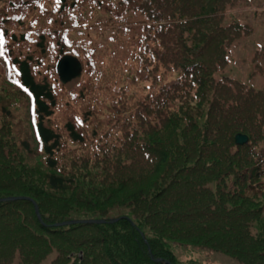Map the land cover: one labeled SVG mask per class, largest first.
Listing matches in <instances>:
<instances>
[{
	"label": "trees",
	"instance_id": "obj_1",
	"mask_svg": "<svg viewBox=\"0 0 264 264\" xmlns=\"http://www.w3.org/2000/svg\"><path fill=\"white\" fill-rule=\"evenodd\" d=\"M240 1L0 0V198L25 197L0 202V264H178L168 240L264 264V85L213 77ZM100 14L112 44H73Z\"/></svg>",
	"mask_w": 264,
	"mask_h": 264
},
{
	"label": "rangeland",
	"instance_id": "obj_2",
	"mask_svg": "<svg viewBox=\"0 0 264 264\" xmlns=\"http://www.w3.org/2000/svg\"><path fill=\"white\" fill-rule=\"evenodd\" d=\"M11 15L17 18L20 13H11ZM233 21L249 25L252 31L230 45L227 49V65L224 69L216 71L213 77L215 79L230 77L255 89H261L264 85V0L240 1V3L233 10H229L223 18L224 25ZM106 22L107 16L100 14L94 21L82 26L84 29L72 33L70 32L72 43L76 44L82 40H88L90 45L99 49L110 46L112 44L109 42L110 38L112 35H115V33L111 31L110 25L105 24ZM12 29L17 34L22 32L21 28L18 27ZM30 31L31 34L36 32L34 28ZM28 45L29 44L23 43L20 47L22 49H27ZM259 51L260 56L256 57ZM257 64L262 67V70L254 72ZM80 76L77 81L80 80ZM76 79L67 84H63L64 91L69 90L75 84ZM26 120L25 118V121ZM116 209L117 212L110 215L109 219L131 216V213L124 207ZM164 245L175 255L178 264L186 263L191 260L198 264H244L235 258L204 247L191 246L172 240L165 241ZM53 257L54 253L50 254L39 264H49ZM12 264L22 263L15 259Z\"/></svg>",
	"mask_w": 264,
	"mask_h": 264
},
{
	"label": "water",
	"instance_id": "obj_3",
	"mask_svg": "<svg viewBox=\"0 0 264 264\" xmlns=\"http://www.w3.org/2000/svg\"><path fill=\"white\" fill-rule=\"evenodd\" d=\"M56 71H57V75L59 77L60 82L62 84H66L81 74L82 65H81V62L78 60L77 57L70 55V54H65L57 61ZM234 141L238 145H243V144L247 143L248 136L245 134H242V133H237L234 137ZM20 198H25V197L0 198V202L1 201H11V200L20 199ZM27 199H29V198H27ZM31 201L34 205V210H35V213H36L38 219H41L37 204L33 200H31ZM121 217L131 221L130 218L127 216H121ZM119 218L120 217L109 219L108 221H106L104 219L68 220V221L56 223V225L57 226H63V225H71V224H76V223H98V224H102L105 222L114 223ZM149 253H150V251H149Z\"/></svg>",
	"mask_w": 264,
	"mask_h": 264
},
{
	"label": "snow or ice",
	"instance_id": "obj_4",
	"mask_svg": "<svg viewBox=\"0 0 264 264\" xmlns=\"http://www.w3.org/2000/svg\"><path fill=\"white\" fill-rule=\"evenodd\" d=\"M0 35H2V34H0Z\"/></svg>",
	"mask_w": 264,
	"mask_h": 264
}]
</instances>
